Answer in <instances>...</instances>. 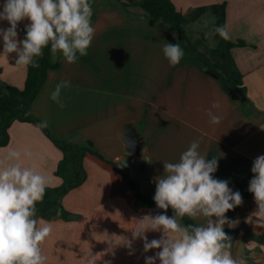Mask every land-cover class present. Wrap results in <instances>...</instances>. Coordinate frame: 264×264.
<instances>
[{"label": "crops", "instance_id": "obj_1", "mask_svg": "<svg viewBox=\"0 0 264 264\" xmlns=\"http://www.w3.org/2000/svg\"><path fill=\"white\" fill-rule=\"evenodd\" d=\"M124 1L89 0L95 33L87 55L77 53V62L69 64L61 53L53 56L51 52L50 60L58 67L47 72L30 106L37 120L48 122L52 137L74 144L89 141L104 160L85 155L86 179L62 201L70 217L45 220L53 225L41 245L46 264H145L146 256L160 251L144 252L143 241L136 239L130 255L126 244L132 239L135 221L156 213L136 200L122 176L129 177L120 169L122 161L130 158L125 132L141 138L140 157L133 158L138 164L133 180L140 193L150 197L155 195L154 178L164 173L163 162H177L193 140H200V153L218 160L214 178L229 181V187L242 195V205L225 214L239 220L231 229L237 232L233 255L243 243L240 255L246 264H264V227L245 222L257 207L248 191L254 175L251 167L257 156L264 155V0H170L183 15L225 4V25L234 44L230 55L242 75L245 103L231 100L220 83L204 73L188 42H178L176 31L150 27L146 14L134 6L124 7ZM27 23H20L18 39H23ZM8 26L0 21V27ZM165 43H178L184 50L178 65L171 66L165 58ZM2 50L0 37V91L22 90L27 66L16 65V54L5 56ZM61 80L71 82L70 88L62 90L63 108L50 99ZM214 103L219 108L213 109ZM209 109L221 117L219 124L209 123ZM8 136L7 145L0 147V160L10 150L19 151L22 166L45 175L47 187L62 185L54 175L62 154L40 130L14 121ZM25 152L31 156H24ZM193 220L205 222L204 218ZM224 229L230 228L225 225ZM146 235L151 241L161 233Z\"/></svg>", "mask_w": 264, "mask_h": 264}, {"label": "clouds", "instance_id": "obj_2", "mask_svg": "<svg viewBox=\"0 0 264 264\" xmlns=\"http://www.w3.org/2000/svg\"><path fill=\"white\" fill-rule=\"evenodd\" d=\"M0 8V21L9 25L0 27L2 55L15 53L16 65L39 68L37 58L43 56V49L49 45L53 56L59 52L69 64L77 62V53L81 57L87 55L95 33L89 0H4ZM25 20L28 21L23 28L25 35L18 39L19 25ZM209 23L213 27L205 38L210 46H215L216 34L225 41L230 39L226 25H215V18L205 26ZM163 54L171 66L178 65L185 56L178 43H165ZM70 87V81L61 80L50 99L65 107L61 94ZM212 108L219 105L214 103ZM207 115L210 124L221 122V117L211 109ZM35 127L37 131L47 128L48 122L40 121ZM200 143L193 140L177 162L164 161L163 175L154 178L153 200L164 211L136 220L132 239L126 241L130 255L134 254L132 243L136 239L143 241L144 252L160 249L146 256L145 264H156L157 260L160 264H246L243 255H233L232 237L224 230L225 225L230 229L238 225L239 220L225 214L242 205V195L229 187V181L214 178L218 160L202 155ZM21 157V152L10 150L0 160V264H46L47 256L41 245L50 236L53 225L37 217L36 205L43 200L49 181L35 169L23 167ZM251 172L254 175L248 191L257 207L245 222L264 227V155L254 159ZM169 207L173 210L171 217L166 214ZM184 217L204 218L205 222L184 224ZM149 231L160 232V238L149 241L146 235Z\"/></svg>", "mask_w": 264, "mask_h": 264}, {"label": "trees", "instance_id": "obj_3", "mask_svg": "<svg viewBox=\"0 0 264 264\" xmlns=\"http://www.w3.org/2000/svg\"><path fill=\"white\" fill-rule=\"evenodd\" d=\"M122 5L124 7L134 6L143 11L148 17V25L150 27L176 31L178 42L187 39L184 29L185 25L189 22L197 21L203 15L210 14L215 18V25H225V4L200 7L187 15L178 12L170 0H125ZM212 27L213 25L211 29ZM24 35L23 31V37ZM213 38L215 46L205 53L190 46L196 61L206 75L220 83L222 89L231 100L245 103L246 89L243 86L242 75L230 55V50L234 44L230 40L225 41L218 34ZM50 53L51 47L49 45L43 49V56L37 58L40 64L39 68H33L31 65L27 66L22 90L6 87L4 91H0V147L7 145L9 140L8 128L14 121L30 123L34 126L40 122L32 115L30 106L42 88L47 72L58 67L57 63L51 62ZM28 112L31 115L26 116L25 113ZM40 131L62 154L54 170V175L62 180V185L58 188L46 187L43 200L36 205L37 217L43 220H51L56 217L67 220L70 214L64 208L62 201L70 190L79 187L85 181L86 172L83 166L85 155L90 154L102 161L104 160L101 155L94 151L92 143L89 141L74 144L55 139L46 128ZM140 168H142L141 165ZM122 176L141 205L152 208L156 214L160 213L153 197L141 194L140 188L134 180L125 174H122ZM167 211L173 215L171 207ZM182 222L184 224H196L193 219L188 217H184ZM224 230L232 237L233 245L237 232L231 229Z\"/></svg>", "mask_w": 264, "mask_h": 264}, {"label": "rangeland", "instance_id": "obj_4", "mask_svg": "<svg viewBox=\"0 0 264 264\" xmlns=\"http://www.w3.org/2000/svg\"><path fill=\"white\" fill-rule=\"evenodd\" d=\"M212 18L213 17L210 14H206L201 16L197 21H192L185 25L184 29L187 38L186 41L190 44H188L190 50L193 47L205 53L210 48H212V46H210L209 40L205 38V33L211 31L212 26V24L209 23L206 27L205 24Z\"/></svg>", "mask_w": 264, "mask_h": 264}, {"label": "water", "instance_id": "obj_5", "mask_svg": "<svg viewBox=\"0 0 264 264\" xmlns=\"http://www.w3.org/2000/svg\"><path fill=\"white\" fill-rule=\"evenodd\" d=\"M126 134V143H127V149L126 153L130 156V158H127L122 161V166H120V169L128 173L130 179H134L138 173V164L136 161L133 160V158H139L140 157V146H141V138L137 133H131V132H125ZM134 142V143H133ZM243 252V243H240L238 253Z\"/></svg>", "mask_w": 264, "mask_h": 264}]
</instances>
